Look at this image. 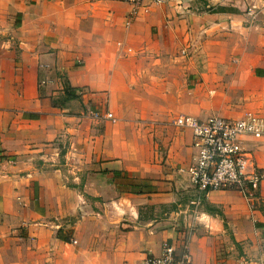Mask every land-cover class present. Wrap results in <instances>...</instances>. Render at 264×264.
<instances>
[{
    "label": "crops",
    "instance_id": "0c3cea01",
    "mask_svg": "<svg viewBox=\"0 0 264 264\" xmlns=\"http://www.w3.org/2000/svg\"><path fill=\"white\" fill-rule=\"evenodd\" d=\"M214 113L264 121V0H0V264H143L164 244L246 264L259 211L234 190L186 207L173 122ZM240 146L264 168V135Z\"/></svg>",
    "mask_w": 264,
    "mask_h": 264
},
{
    "label": "built area",
    "instance_id": "2783aa9c",
    "mask_svg": "<svg viewBox=\"0 0 264 264\" xmlns=\"http://www.w3.org/2000/svg\"><path fill=\"white\" fill-rule=\"evenodd\" d=\"M123 1L135 12L144 0ZM56 81H61V78ZM48 83L40 80L38 90ZM63 90L66 91L67 87ZM89 115L96 120L102 117L97 111L89 112ZM103 117L112 118L109 113ZM173 124L189 131L191 137L192 155L185 170L194 192L193 206L198 207L214 191L234 190L252 208L262 199L260 189L264 184V168L256 167L240 146V139L244 136L264 135L262 118L253 113H246L238 119L181 116ZM143 264H191V260L185 247L176 249L172 244H164L159 256L147 258Z\"/></svg>",
    "mask_w": 264,
    "mask_h": 264
},
{
    "label": "rangeland",
    "instance_id": "374dc122",
    "mask_svg": "<svg viewBox=\"0 0 264 264\" xmlns=\"http://www.w3.org/2000/svg\"><path fill=\"white\" fill-rule=\"evenodd\" d=\"M212 116H217V115L214 113V114L209 115L208 117H212ZM193 195H194V192H193ZM262 196H261L262 199L259 200L258 203H255V205L253 206V208H254L253 210L259 211L260 215L262 216V219H263L262 223L259 222V218H257L258 221H255L253 223L256 228L259 227V226H264V191L262 193ZM192 198H193V196H192ZM192 198L189 200L190 202L187 201V204H186V207H189V211H190V207H195V206H193L191 204V200H193ZM201 204L198 205V206L201 207ZM247 204L250 205L249 203H247ZM240 207H244V205H240ZM20 230H21V228L18 229V233L17 234L22 236L23 233ZM7 232H8L7 228L4 227L2 229V232L0 233V235H7ZM263 235L264 234L260 233V236H263ZM61 237L64 239V237L62 235H61ZM2 239H4V237L0 236V240H1L0 246H3L4 247L3 250L6 252V250L9 248L10 245L7 244V243L3 244V240ZM250 249H251L250 252L245 254L246 257H247L246 258L247 260L245 261V263L246 264H264V242H262L260 244L250 245ZM240 251H242V250H240Z\"/></svg>",
    "mask_w": 264,
    "mask_h": 264
},
{
    "label": "trees",
    "instance_id": "16d2710c",
    "mask_svg": "<svg viewBox=\"0 0 264 264\" xmlns=\"http://www.w3.org/2000/svg\"><path fill=\"white\" fill-rule=\"evenodd\" d=\"M67 89H68V87H67ZM30 195H31V191H30ZM58 238H59L60 240H62V241H65V239H63L59 234H58Z\"/></svg>",
    "mask_w": 264,
    "mask_h": 264
}]
</instances>
